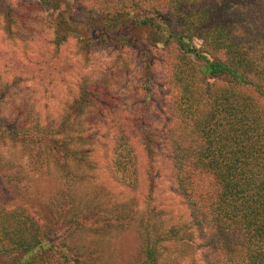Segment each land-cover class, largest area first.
<instances>
[{
    "label": "trees",
    "instance_id": "16d2710c",
    "mask_svg": "<svg viewBox=\"0 0 264 264\" xmlns=\"http://www.w3.org/2000/svg\"><path fill=\"white\" fill-rule=\"evenodd\" d=\"M73 1L91 17L75 18L57 1L43 0L58 13L56 47L71 38L84 43L90 28L116 43L147 32L151 47L179 55L169 118L163 127L147 118L149 49L141 111L118 115L119 96L105 80L85 79L56 123L1 124L9 162L25 160L35 169L31 182L43 175L56 185L50 208L58 214L48 222L23 207L0 205V257L13 264H134L105 256L106 237L115 233L110 240L120 250L128 235L135 237L142 256L136 264H183V255L196 251L200 260L187 264H264V0H94L98 8L91 0ZM6 95L0 92V102ZM108 116L116 120L105 121ZM3 146L0 177L7 166ZM99 148L121 192L105 205L98 189L82 191L94 180ZM139 150L149 166L144 196ZM158 163L176 198L173 207L155 203ZM60 211L63 237L56 227Z\"/></svg>",
    "mask_w": 264,
    "mask_h": 264
},
{
    "label": "rangeland",
    "instance_id": "374dc122",
    "mask_svg": "<svg viewBox=\"0 0 264 264\" xmlns=\"http://www.w3.org/2000/svg\"><path fill=\"white\" fill-rule=\"evenodd\" d=\"M54 1L60 4L62 10H67L65 13L75 18L91 17L88 10L78 8L80 3L73 0ZM91 3L95 8L99 7V2L94 3V0H91ZM57 14L52 13L44 5L43 0H0V92L7 93L0 102V125L8 122L12 127L15 121L21 123L37 119L42 123L50 122L51 125L56 123L63 115L67 104L78 95L79 86L85 79L105 80L108 88L119 96L117 106L113 109L118 115L139 112L143 109L146 98L140 82L143 76L141 72L149 59V49H152L150 53L153 55L151 58L154 60V66L150 85L153 96L147 110V118L155 125L163 127L169 118L167 114L170 113V98L176 93L172 84V70L174 62L179 60V55L169 49L163 51L161 47H151L146 40L147 32L136 33L127 39V43H116L111 39L106 40L104 33L99 29L90 28L83 32L86 37L84 43L81 44L77 39L71 38L58 48L55 44ZM193 43L198 49L203 48L200 40L195 39ZM113 118L108 116L104 120L107 122L116 120ZM100 141L104 144L109 142V139ZM0 146L3 144L0 143ZM2 152L3 161L7 166L0 177V183H3L0 186V205L12 207L11 209L23 207L26 211L35 212L39 219L49 222L53 215L58 214L51 209L52 193L56 192V185L43 175L31 182L34 167L25 160L20 161V158V162H9L13 159L10 148L3 146ZM103 153V148H99L94 154L93 159L96 163L94 180L82 191L90 195L92 190L98 189L100 203L105 205L117 197L120 191L113 187L108 162ZM139 155L141 159L139 192L144 196L149 191L147 180L149 166L141 150ZM160 166L158 163L160 177L156 181L155 203L162 208L173 207L176 198L171 195L169 183L162 177ZM57 188L61 191L59 182ZM101 188L110 192L112 196L108 194L103 196ZM14 190L21 193L13 194ZM31 191L32 197H29L28 193ZM143 196L138 197L140 202L143 201ZM31 203L33 207L30 206ZM63 215L60 211L56 217L60 221L56 226L58 237H63L66 230L61 223ZM112 235L106 237L109 247L105 256L113 253L114 257L118 255L122 259L130 258L134 264L140 261L142 256L133 235H128L126 248L121 250L113 246L110 240ZM197 252L185 253L182 263L200 260ZM0 264L13 262L10 258L0 257Z\"/></svg>",
    "mask_w": 264,
    "mask_h": 264
}]
</instances>
